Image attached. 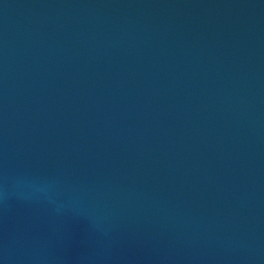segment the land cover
<instances>
[{"label": "water", "instance_id": "water-1", "mask_svg": "<svg viewBox=\"0 0 264 264\" xmlns=\"http://www.w3.org/2000/svg\"><path fill=\"white\" fill-rule=\"evenodd\" d=\"M0 264H264V0H0Z\"/></svg>", "mask_w": 264, "mask_h": 264}]
</instances>
